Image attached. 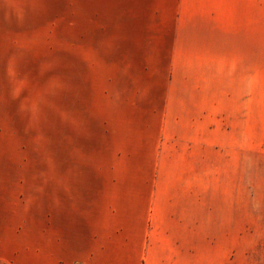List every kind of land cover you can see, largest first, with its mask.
Wrapping results in <instances>:
<instances>
[{
  "label": "rangeland",
  "instance_id": "1",
  "mask_svg": "<svg viewBox=\"0 0 264 264\" xmlns=\"http://www.w3.org/2000/svg\"><path fill=\"white\" fill-rule=\"evenodd\" d=\"M45 71V97L0 121L30 179L18 264H44V195L76 181L175 194L197 225L264 241V0H52Z\"/></svg>",
  "mask_w": 264,
  "mask_h": 264
},
{
  "label": "crops",
  "instance_id": "2",
  "mask_svg": "<svg viewBox=\"0 0 264 264\" xmlns=\"http://www.w3.org/2000/svg\"><path fill=\"white\" fill-rule=\"evenodd\" d=\"M51 36L52 0H0V121L3 107L14 106L18 115L21 105L26 113L36 104L30 97L37 89L45 97ZM20 169L3 160L0 146V263L5 249L11 264L20 257L19 187L30 182ZM92 182L86 191L76 181L44 195V264H264V241L229 240L225 227L197 225L178 195L101 193ZM5 197L17 199L6 223ZM36 249L32 239L26 254Z\"/></svg>",
  "mask_w": 264,
  "mask_h": 264
}]
</instances>
